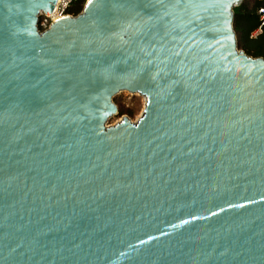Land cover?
Segmentation results:
<instances>
[{
  "label": "water",
  "instance_id": "95a60500",
  "mask_svg": "<svg viewBox=\"0 0 264 264\" xmlns=\"http://www.w3.org/2000/svg\"><path fill=\"white\" fill-rule=\"evenodd\" d=\"M245 0H0V264H264V59ZM122 92L142 117L108 126Z\"/></svg>",
  "mask_w": 264,
  "mask_h": 264
},
{
  "label": "trees",
  "instance_id": "16d2710c",
  "mask_svg": "<svg viewBox=\"0 0 264 264\" xmlns=\"http://www.w3.org/2000/svg\"><path fill=\"white\" fill-rule=\"evenodd\" d=\"M252 6H249V2ZM264 7L262 0H245V2L234 9V29L237 34L239 48L248 56L264 59V27L261 33L252 38V34L260 26L258 10ZM84 8V2L78 3L71 9L73 15H78Z\"/></svg>",
  "mask_w": 264,
  "mask_h": 264
},
{
  "label": "rangeland",
  "instance_id": "374dc122",
  "mask_svg": "<svg viewBox=\"0 0 264 264\" xmlns=\"http://www.w3.org/2000/svg\"><path fill=\"white\" fill-rule=\"evenodd\" d=\"M249 6H252L251 1L249 2ZM42 22L43 17L40 18L39 25H41ZM114 103L118 107V115L110 119L108 126H114L124 119H128L133 123L137 122L142 117L146 100L141 95H133L128 92H122L116 96Z\"/></svg>",
  "mask_w": 264,
  "mask_h": 264
},
{
  "label": "built area",
  "instance_id": "2783aa9c",
  "mask_svg": "<svg viewBox=\"0 0 264 264\" xmlns=\"http://www.w3.org/2000/svg\"><path fill=\"white\" fill-rule=\"evenodd\" d=\"M89 0H57V3L54 7L53 13L49 15L42 14L40 18L43 17V22L39 25L40 32L47 31L50 26L57 20L67 18V17H75L70 11L73 7H75L78 3L84 2V5ZM264 1V0H262ZM258 14L260 17V26L259 28L252 34V37L258 36L262 28L264 27V7H261L258 10Z\"/></svg>",
  "mask_w": 264,
  "mask_h": 264
}]
</instances>
